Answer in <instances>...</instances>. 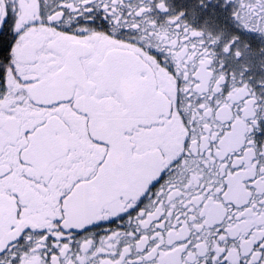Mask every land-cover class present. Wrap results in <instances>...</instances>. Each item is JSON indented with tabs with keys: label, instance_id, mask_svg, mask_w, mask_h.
Returning a JSON list of instances; mask_svg holds the SVG:
<instances>
[{
	"label": "snow or ice",
	"instance_id": "6c2138e0",
	"mask_svg": "<svg viewBox=\"0 0 264 264\" xmlns=\"http://www.w3.org/2000/svg\"><path fill=\"white\" fill-rule=\"evenodd\" d=\"M0 264H264V0H0Z\"/></svg>",
	"mask_w": 264,
	"mask_h": 264
}]
</instances>
